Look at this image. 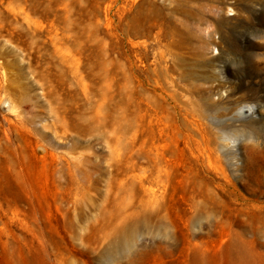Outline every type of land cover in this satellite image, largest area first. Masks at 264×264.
Segmentation results:
<instances>
[{"label": "rangeland", "instance_id": "rangeland-1", "mask_svg": "<svg viewBox=\"0 0 264 264\" xmlns=\"http://www.w3.org/2000/svg\"><path fill=\"white\" fill-rule=\"evenodd\" d=\"M0 264H264V0H0Z\"/></svg>", "mask_w": 264, "mask_h": 264}, {"label": "bare ground", "instance_id": "bare-ground-1", "mask_svg": "<svg viewBox=\"0 0 264 264\" xmlns=\"http://www.w3.org/2000/svg\"><path fill=\"white\" fill-rule=\"evenodd\" d=\"M202 17H200V20ZM172 37L177 34L171 33ZM175 40V39H174ZM176 41V40H175ZM170 45V43H169ZM174 106L176 108V113L181 124V129L186 138V142L194 156V161L197 165L207 169L213 166L216 158V154L212 145L211 134L207 132L204 125L202 114H195L191 112L185 103L181 102L179 99L172 97ZM251 107L239 106L237 109V114H246L251 111ZM180 128V127H179ZM195 257L197 253H195Z\"/></svg>", "mask_w": 264, "mask_h": 264}]
</instances>
